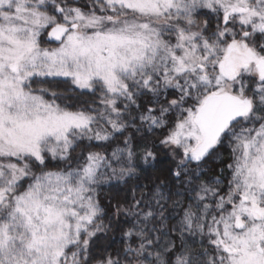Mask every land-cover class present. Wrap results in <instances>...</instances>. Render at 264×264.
<instances>
[{"label": "snow or ice", "instance_id": "obj_1", "mask_svg": "<svg viewBox=\"0 0 264 264\" xmlns=\"http://www.w3.org/2000/svg\"><path fill=\"white\" fill-rule=\"evenodd\" d=\"M0 264H264V0H0Z\"/></svg>", "mask_w": 264, "mask_h": 264}]
</instances>
